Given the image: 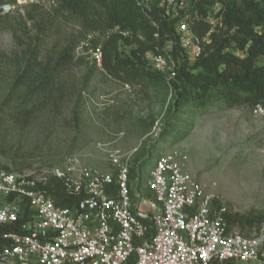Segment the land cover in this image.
I'll list each match as a JSON object with an SVG mask.
<instances>
[{"label": "rangeland", "instance_id": "374dc122", "mask_svg": "<svg viewBox=\"0 0 264 264\" xmlns=\"http://www.w3.org/2000/svg\"><path fill=\"white\" fill-rule=\"evenodd\" d=\"M0 2L4 164L26 170L61 165L76 156L81 166L114 173L99 145L111 143L132 153L131 185L142 171L140 190H144L155 158L171 153L183 157L196 178L215 183L210 190L229 212L264 216V114L222 102L204 109L187 105L171 114L173 90L166 80L134 81L130 92L123 79L92 62L83 46L89 42L83 21L59 11L60 0H42L39 9L18 0ZM4 5H9L6 10ZM73 41L78 43L74 61L57 68V59ZM21 109L29 112L28 125L13 118ZM165 128H173V133H164ZM147 154L153 158L138 168L137 159ZM237 226L246 235L260 227L256 222Z\"/></svg>", "mask_w": 264, "mask_h": 264}, {"label": "built area", "instance_id": "2783aa9c", "mask_svg": "<svg viewBox=\"0 0 264 264\" xmlns=\"http://www.w3.org/2000/svg\"><path fill=\"white\" fill-rule=\"evenodd\" d=\"M135 1L143 11L151 8V0ZM159 4L175 19L181 47L191 58L200 56L208 35L193 31L184 12L188 0ZM83 46L103 69L101 46ZM147 56L153 69L175 78L172 56ZM124 87L132 91L131 84ZM253 111L264 114V103ZM99 145L116 172L90 170L76 156L61 165L10 170L0 157V264H264V221L251 235L230 226L229 211L210 190L215 183L196 178L183 157L155 158L145 184L152 195L146 196L130 182L132 153ZM53 177L69 194L88 196L73 208L58 207L47 193Z\"/></svg>", "mask_w": 264, "mask_h": 264}, {"label": "trees", "instance_id": "16d2710c", "mask_svg": "<svg viewBox=\"0 0 264 264\" xmlns=\"http://www.w3.org/2000/svg\"><path fill=\"white\" fill-rule=\"evenodd\" d=\"M159 1L151 0V8L143 11L135 0H60L58 10L79 17L87 34L95 35L89 40L85 33V39L90 46H101L102 67L110 76L129 84L166 80L173 90L171 114H178L187 105L204 109L222 102L227 107L242 105L254 110L264 103V0H188L184 12L193 31L200 38L208 35L197 58H191L181 47L175 19L165 15ZM30 5L33 9L42 6ZM169 43L170 49L166 48ZM77 47V41L70 43L57 59L56 67L73 62ZM148 53L172 56L176 62L175 78L153 69ZM28 115L27 110L21 109L13 118L28 125L31 120ZM164 133H173V128H165ZM141 158L137 159L138 168H144L153 155ZM4 167L15 170L6 164ZM134 171L130 167V182ZM138 177L134 188L151 196L147 188L140 190V173ZM47 193L58 207L68 208L88 196L86 192L69 194L56 177L48 184ZM226 218L230 226L254 222L260 226L264 221V216L231 212L226 213Z\"/></svg>", "mask_w": 264, "mask_h": 264}]
</instances>
